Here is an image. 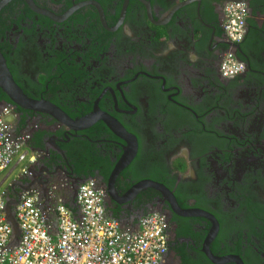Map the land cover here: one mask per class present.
I'll use <instances>...</instances> for the list:
<instances>
[{"label": "flooded vegetation", "instance_id": "flooded-vegetation-1", "mask_svg": "<svg viewBox=\"0 0 264 264\" xmlns=\"http://www.w3.org/2000/svg\"><path fill=\"white\" fill-rule=\"evenodd\" d=\"M145 1L152 18L140 0H102L103 6L32 0L59 18L74 10L62 22L35 12L26 0L0 8V44L29 99L81 118L98 103L138 143L113 183L127 144L99 127L102 122L74 132L45 113L0 101V110L10 111L8 132L23 139L33 160L26 185L10 194L19 200L25 188L38 189L65 200L94 180L106 210L123 221L163 217L168 243L162 264H214L204 252L213 221L187 212L217 221L213 256L264 264V94L248 90L247 67L233 79L221 74L228 53L246 57L247 34L241 54L224 33L227 0ZM91 2L104 11L109 30L101 24L108 32L103 36L90 25L93 14L100 20ZM248 2V15L264 18V0ZM144 182L169 192L135 193Z\"/></svg>", "mask_w": 264, "mask_h": 264}, {"label": "built area", "instance_id": "built-area-1", "mask_svg": "<svg viewBox=\"0 0 264 264\" xmlns=\"http://www.w3.org/2000/svg\"><path fill=\"white\" fill-rule=\"evenodd\" d=\"M188 2L191 0H181ZM247 6L230 1L225 7L224 33L234 45L245 38ZM246 64L228 53L221 65L224 78L243 74ZM7 107L0 110V177L15 162H25L23 139L8 132ZM0 192V264H162L167 251L165 223L158 213L146 215L137 231H125L118 219L108 217L105 193L94 180L83 183L76 194V210L53 202V193L28 189L21 193L14 215L20 242L12 246L13 228L7 221V202ZM14 198V197H13Z\"/></svg>", "mask_w": 264, "mask_h": 264}, {"label": "water", "instance_id": "water-1", "mask_svg": "<svg viewBox=\"0 0 264 264\" xmlns=\"http://www.w3.org/2000/svg\"><path fill=\"white\" fill-rule=\"evenodd\" d=\"M10 1L11 0H6L5 2H3L0 5V8L5 6ZM26 1L28 2V4L31 6V8L35 12H37L39 14L46 15L55 22H62L64 20H66L74 11V10H72L66 16L59 18V17H57V16H55L49 12L39 10L34 5L32 0H26ZM140 1L147 7L148 12H149V16H150V18H152L151 4L145 0H140ZM192 1L200 2L201 0H192ZM227 1L228 2H230V1L242 2V3H245L247 7L249 5L248 0H227ZM91 4L97 8V10L99 12V16H100V22L103 25V27L106 28L107 30H109L107 23H106V20H105V14H104V11H103L101 5L98 4L97 2H91ZM80 7L81 6H77V8H80ZM247 13H248V10H247ZM250 14H251V12H250ZM248 30L249 29L247 27L246 34H247ZM235 47L237 48L239 53L242 54L240 45H235ZM246 67H248V68L250 67L249 62L246 64ZM0 90L2 92H4L7 95V97L17 106H20V107H23L26 109H30L33 111L45 113V114L51 116L54 120L59 122L61 125H63L67 129H69L70 131H74V132L85 131V130L91 128L92 126H94L96 123L102 122L116 137H118L119 139H121L122 141H124L127 144V147L125 148V154L123 155L122 159L119 162V165L117 166V168L114 172L113 183L115 182V179L117 178V176L129 165V163L135 158V156L137 154V148H138L137 138L135 136L131 135L129 132H127L126 129L115 118H113L110 115L102 112L98 106L99 105L98 103L95 105L94 110L91 114H89L83 118L74 120L71 117H69L63 110H61L60 108H58L57 106L53 105L52 103H50L48 101H44V100L35 101V100L29 99L24 94L21 87L16 83V81H15V79H14V77H13V75H12V73L8 67L7 61H6L1 50H0ZM28 173H30V171H28ZM28 177H29L28 174H24L22 176V179L26 181ZM85 182H82V184ZM146 188H152V189H156L159 191L165 190L164 188H162L161 185L156 184L154 182H144V183L140 184L139 186H137L134 189V192L137 193L141 189H146ZM25 190H26V188L23 190V192ZM35 190H38V189H35ZM165 192L168 193L169 191L165 190ZM14 194H17V192L14 191ZM53 197H54L53 202L55 204H57L58 200H61V198L57 194H53ZM17 203H18V200L14 199V198H9V200L7 202V210H6L7 221L12 226L13 232H14L13 240H12V246H17L19 244L20 235H21L17 221L15 219V215H14V208L17 206ZM118 204H120V203L118 202ZM110 211L108 212L109 217L113 218V219H118L121 222V225L123 226L124 223L122 222V219H120L116 214H114L112 212V210H110ZM195 214H197L199 216H203V217L207 218L208 220L213 221V223H214V231L212 232L213 234H211L209 236L207 243L205 244V247H204V252L207 254L209 259L214 264H227V263L244 264L243 261L241 260V258L236 257V256L228 257V258H217V257L213 256V254L210 251V243L214 239V237L216 235L217 228L219 227V225H218V223L214 217H212L211 215H209L205 212H195V213L187 212L186 213L187 216H193Z\"/></svg>", "mask_w": 264, "mask_h": 264}, {"label": "crops", "instance_id": "crops-1", "mask_svg": "<svg viewBox=\"0 0 264 264\" xmlns=\"http://www.w3.org/2000/svg\"><path fill=\"white\" fill-rule=\"evenodd\" d=\"M251 15V17L248 15L249 18L247 17V20L250 19L251 22H255L254 24H256L257 28H248L249 30L247 32L245 44L243 46V52L246 57L241 59L245 64L248 62L250 64V67H247V77L250 81V85L247 87L248 90L250 92H254L255 94H264V25H262V27L259 25L260 22H264V18H260V16L254 12L251 13ZM31 164H33V160L30 153L27 154V160L25 162H15L11 168L5 172V174H3L4 179L0 185V192L6 191L8 194H10L11 190L14 191L15 188H21L22 186H25L26 184L24 183L25 181L22 179V176L26 174L27 170L31 168ZM64 198L65 200L58 201L65 203V205L71 209H77L75 203L76 196L75 198L70 196H65ZM122 222L124 223L122 227L125 231L133 232L138 230V224L135 225L131 218H127L124 221L122 220Z\"/></svg>", "mask_w": 264, "mask_h": 264}, {"label": "trees", "instance_id": "trees-1", "mask_svg": "<svg viewBox=\"0 0 264 264\" xmlns=\"http://www.w3.org/2000/svg\"><path fill=\"white\" fill-rule=\"evenodd\" d=\"M97 2H99V3L103 6V2H102V0H97ZM91 20H92L93 22L90 23V25L94 28V30H95L97 33H100V34H101L100 36H103V34L105 35L106 33H108V32H106V30L102 27V25H101V23H100V20H99V17H98L97 14H93V15L91 16ZM247 21H248V20H247ZM249 22L251 23V26H252L253 28H257L256 24H254L253 22H251V20H249ZM12 27H13V26L9 27V29H11ZM9 29H8V30H9ZM92 33H93V32H92ZM96 41H101V42H102L103 40H102L101 38H100V39L98 38V39H96ZM96 41H95V42H96ZM0 50L2 51L4 57H5L6 61H7L8 67H9V69H10L12 75H13L12 69H11V67L9 66V59H8V57L6 56L5 52L3 51L1 44H0ZM13 77H14V75H13ZM14 79H15L16 83L21 87V85L17 82V80H16L15 77H14ZM51 86H53V85H51ZM21 88H22V87H21ZM0 101H9V98L7 97V95H6L4 92H2L1 90H0ZM63 111H64L69 117H71V118L74 119V120H76V119H78V118H81L80 115H77V114H76V115H73L72 112L70 111V109H66V108H64ZM99 127H101V128H106V126H105L103 123H100V124H99Z\"/></svg>", "mask_w": 264, "mask_h": 264}, {"label": "rangeland", "instance_id": "rangeland-1", "mask_svg": "<svg viewBox=\"0 0 264 264\" xmlns=\"http://www.w3.org/2000/svg\"><path fill=\"white\" fill-rule=\"evenodd\" d=\"M5 174V173H4ZM4 179V175L0 177V185L2 184V180Z\"/></svg>", "mask_w": 264, "mask_h": 264}]
</instances>
